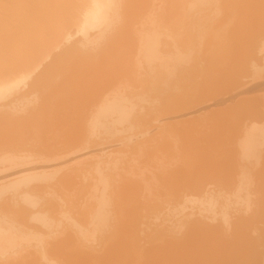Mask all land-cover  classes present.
Masks as SVG:
<instances>
[{
  "label": "bare ground",
  "instance_id": "bare-ground-1",
  "mask_svg": "<svg viewBox=\"0 0 264 264\" xmlns=\"http://www.w3.org/2000/svg\"><path fill=\"white\" fill-rule=\"evenodd\" d=\"M117 1L119 2L118 4L116 0H0V43L2 44V46L0 44V55H1L0 66L2 65V63L4 64L5 61L4 66L6 65L7 67H9L7 68L5 66L2 69L3 72L0 69L1 70L0 99L5 98L6 93L9 90H12V88H14V85H15V89L18 88L17 87L18 85L16 86V83L10 84L11 80L14 79L15 75H18L17 73H21L19 71L27 67L30 63L32 64L33 63L32 60H34L39 55L38 53L42 52L45 49H48V47H52L54 43L53 40L54 41L57 39L60 40V37L69 27L77 26L79 28L78 30L79 33L80 32L82 33V36H78L80 37L78 38V40L76 38L72 40V42L70 41L69 42L70 44L68 43V46L67 47L65 46L66 48H64V46L62 45L61 47L62 50L60 49L61 50L60 52L57 51V53L54 52V55L52 54L53 57L51 56L50 58L51 61L49 60L50 62L45 63L47 64L45 65V67L42 66L43 70L42 68L40 69L42 71L41 73H39V76L37 74L39 72L38 71L36 73L37 75H35L36 78L34 77L35 78L34 79L32 77L33 81L31 80L28 90L25 88L27 90L26 92L23 87L24 90L23 92L22 91L20 92V90L18 92L15 91L18 94H14L13 96L11 95L12 97L9 101L4 100L0 102L1 103L0 104V264H30L32 263V261L34 262L35 260L36 261L34 262V264L37 263L39 264V262L40 264H42L43 262L45 264H253L251 261H253L254 259L257 261L256 257L258 256L259 250L262 253L264 252L263 250L264 243L262 245L263 247L259 245L260 243H257L259 242L257 240L260 238V236L261 238H263L262 241L261 238L259 239L261 244L264 241V236H262V233H264L262 232L263 231L262 229H264L263 227L264 226L263 224L264 223L263 222L264 221L263 219L264 218V214H263L264 138L262 137L264 135V132H262L261 134L256 133L254 135L253 134L248 135L245 133L248 136L246 137L244 136L245 138L241 143L240 149L237 147L238 145L236 143L241 138L240 136L236 137L237 139L238 138L239 139L238 140L236 139L237 142L236 143L234 142L235 144L233 145H237L236 147L238 148L237 154L239 156L238 159L239 161L238 160L237 161L239 167L237 166L238 164L237 161L235 160L237 164V165L235 164L236 165L235 167L236 168L238 167L237 170L235 169V167H233V169L231 168V170H233L232 173H230L229 171L228 172L230 174L226 173L228 169L227 167L228 165H226L227 167L226 171H224V169L226 168L225 166L223 170H220V172L224 171V174H228L229 176H231V174H234L235 173L234 171H236L234 175L236 178L231 180V178L234 177L232 175L230 181H228L229 178L224 180L223 177L227 178L228 175H224L222 173L224 176L219 177L222 180L218 179V181L220 180V184L217 180H215V182L217 181L218 183V184L216 183V187L217 188L218 186L220 187L224 181H225L224 183L225 186H223L224 184H222V187H220V191L218 192L219 189L217 190L215 188L214 181L212 182L214 185H212L211 183L213 179L210 180L211 185L209 184L208 186L209 190H207L208 188L206 187L207 184H203L206 185L205 187L202 186V184H200L201 182H199V180L204 175V172L202 173L203 175L201 174V172L204 171L206 168L202 167L204 168V170H200L199 169L200 166L199 168H197L196 166L200 164L198 161L199 157H197L196 160L194 158L198 156L199 153H200L199 155H202L199 144L200 145L201 143H203V145L205 143L208 144V142H203L205 139H207V137L204 138L205 136L203 135L202 132L206 130L207 132L205 131L204 134L207 135L208 133L207 128L209 127L211 129V127L213 126V122L211 124V122L208 121V124L209 125L211 124L212 126L211 125L208 126V124L205 123L208 127H205L203 131H201V129L203 128L201 126L202 124L198 126L199 123L196 124L197 122L195 123L194 120L193 122H191L192 118L196 119V117L198 118L199 116L204 117L205 114L209 113V112L206 113V111H208L212 106H214L213 108H215V106L217 105L221 106L220 101L215 100L216 98H218L216 92L215 95L213 94L214 98H212L213 97L212 95L211 97L209 94L206 93L205 91L206 89L203 91L204 87H206L204 86L205 82L204 83L202 82L203 87L201 88L200 86H202V83L199 82H201L202 80L204 81L210 80L209 83L210 82L212 83L211 86L214 84L213 83L214 81L213 82L211 81L212 78L216 74H217L216 76L218 77V73H216L215 70L217 68L219 69L220 66L222 65L221 64L220 66H218L216 64H220V61H222L223 53L228 58V54L230 53V51L229 50L227 51V49L230 48L231 52L233 50L232 46L229 43L231 42V40L228 41L229 39H227L226 37L228 35L227 33H225V32H229L230 30L229 29L228 31H226L228 29L227 27H229V22L230 20L236 17L235 15L237 14L236 13L237 11L238 14H240L244 6L247 5L246 3L247 2L250 3L252 0L251 1L249 0L250 2L247 0H242L243 3L241 2V0L239 1L234 0L235 1L233 2L234 4L237 3L239 7L240 5H242L241 7L243 8L240 9L241 8L240 7L239 9H237V11L236 8L235 9L232 8L236 11L235 12L236 14H233L231 12L233 14V18L232 16H229V19L230 17L232 19L227 21V23L225 21V24L227 25H225V27L223 25L224 29L222 28V26L218 28V26L220 25V21L219 23L215 21L219 20L220 18L218 19V17L222 15V11H221L222 8H220L222 7L221 4L226 3L227 5L228 3L226 1L229 2L230 0H226L223 2L222 0H169V2L165 0L168 2V4L167 2L165 3L162 0L164 3L163 5L164 6L167 5L168 8L170 6L171 8H173L175 5L176 7L177 5L178 6L181 5L179 6V8L178 7L177 8L180 10L183 9L181 12H184V7L185 5L188 4L187 9L189 6L191 8L192 5L193 8L191 10L196 9L198 13H199L198 10H200V12L203 13V16H200L199 15L200 13L198 14L195 11L196 12L195 15L193 13L192 15L191 10L189 8L188 10H190V12L188 13L192 17L186 15L187 17L185 16V19L188 17L192 19H196L197 17L196 15H198V17H203L201 19V21H203L205 16V20L203 21L205 23L207 20L206 17L207 14L209 16L214 13V15L217 17L216 20L215 18H213V20H210V22L213 23L214 26H212L211 23L209 22L210 26H212L213 28L212 29L213 32L210 29L211 27L209 28L206 27L204 29L206 24H203L202 22V24L204 25L203 26L201 24V21H200L201 27L197 25L196 22H198L199 24V19H200L198 17H197L198 21L197 19L196 22L194 20L196 25L194 22H192V19H190V21L192 22L191 26L190 24L188 25L189 21L187 22V19L185 20V22H187V27L190 26V31L189 30L186 31L187 27L184 30L185 25L184 26L181 25L180 28V23L182 24L183 22L182 15L187 13H181L182 15L178 14L180 11L176 9V7H175L176 10L173 8L174 10L172 9L173 10L172 11L171 8H169L170 10H168L167 6H166V9L168 10L166 11L167 13L163 12V10L159 12L157 11V9L161 10L162 8L160 7L162 5V3H160L162 1L160 0H159L160 2L158 1L159 6H157V0H155V4L154 2L153 4H151L152 0L151 2L149 0L148 1L146 0L147 2H150L148 3V5L146 4L147 2L144 5H142L143 3L140 0L141 1L140 3H142L140 4V6L142 5L141 8L143 9L144 7V9H148L147 12H150L149 16H151V18L148 17L149 22H147V19L146 21H144L145 18L143 19V17H141L142 22L139 19L141 22L139 24V20H136L134 22L138 21V23H136L135 25L133 23V20H130V22L131 21L132 22L129 23L128 25H131L133 23L131 25L133 26V28L130 29L129 26L128 27L129 29L126 28L124 30H121L119 27L118 31L120 32H118L117 28H113L115 27L114 20L116 21L118 27V23H120L119 20H121V17H123L124 14L123 16L119 15L120 17L115 16V14L117 12L120 13V11L125 9L127 3L129 2L128 1L124 2L123 5L124 8H121L122 5L121 3L123 2H120L121 0L120 1L117 0ZM216 1H218L217 3L220 4V7L218 4L219 8H217L216 6L217 4ZM232 1L230 3L234 5ZM255 1H253L254 5H255ZM262 2H264V0ZM262 2H260L259 0V2L257 3L258 5H261L260 3ZM135 3L133 4L131 2L129 5L133 4L134 6L136 5ZM189 3L191 5H189ZM119 4L120 7L118 6ZM209 4L215 5V7L213 6V9L217 8L216 10L218 12L217 15L215 9L213 12V10H211L212 7L210 6L207 7L205 12L204 8ZM250 5L252 6L250 7L253 9L257 6L256 5L254 7L252 4ZM140 6H137L138 10ZM128 7L126 8L125 12L128 11ZM135 7L136 6H134V8ZM180 7H182V9ZM246 7H245L246 11L245 10L244 11L246 13L247 12L250 13L248 11L249 9L247 8L248 9L247 10ZM257 7H258V11L257 10L256 11L257 13H259L260 15L259 17L262 18L264 14H262L261 16V13L264 12V10H262L264 8L261 9L259 6ZM112 8L113 11L111 10ZM117 8L118 10H120L121 8L122 10L118 11ZM134 8L132 9L134 10ZM208 8H210V10ZM251 8H250L251 14H253V12L254 14L253 16L250 14V18L251 16L252 17L255 16L256 18L255 20H253L254 18H251L250 20L248 16L247 18L244 15L245 13L240 14V17L238 15V17H236L235 20H232L234 21V23L235 21L236 23L237 22L240 23L238 18L240 19L241 16L244 15L247 18L244 20V22L247 21L248 25H251V29L250 26H248L249 27L248 29V27L246 26L247 23H244L246 29L250 30L248 31L249 34L250 32H255L252 31L253 29L255 30V28L256 29L262 28V25L261 28L258 27L261 24L260 21L258 24L257 18L259 17H256L258 16L257 13H255L256 11H254ZM224 9H227V7H225ZM141 10L139 11L141 12ZM207 10L208 12L210 11L211 13L212 12L213 13L209 14L207 13ZM171 11L174 12L175 14L179 11L177 14L178 16L180 15V18L178 17L180 20H178L177 15H175L176 17H174ZM259 11L262 12L260 13ZM122 12L125 13L124 11ZM129 12L131 11L129 10ZM129 12H127V14ZM135 12L133 11L137 19V15H138L137 10H135ZM161 12H163L164 14L166 13V15L169 16L163 15L164 16L163 17ZM118 13L116 15H118ZM131 13H130V17H131ZM133 13L132 15H134ZM227 13L229 14V12ZM142 14H144V11L143 13L142 12L139 13L138 17H140V15ZM170 16L171 18L173 16L174 18H176V20H178V21L175 20L177 22L176 23L177 26L171 24V26L169 27L170 25L169 23L175 22L173 21L174 19L171 20ZM226 16L228 15L226 14ZM117 17L119 18V20ZM126 17L128 16L125 15L124 18ZM135 17L132 16L131 18L134 19ZM155 17H161L163 21H165L167 18L166 20L167 22H169L168 20L170 19V22L167 23V25L169 24L167 26L169 27V29L172 30L174 28V27L171 28L172 25L175 26V28H177L179 25L178 28L180 29L183 28L182 31L187 32V34L184 32L183 34L182 33L179 34L182 31L179 29L180 31L179 32L178 28L176 30L173 29L175 31L165 29L164 26L166 22L165 24L163 22L162 25L161 19H160L161 21L159 20L153 21L155 19L152 20V18ZM211 17H213V15L210 16L208 20ZM222 18L223 17H221V20ZM242 19H244L243 16ZM248 20H250L251 23ZM260 20L263 21V19ZM124 21H123L124 25L127 26L126 24L129 22V17L126 19V21H128L126 24ZM232 21L230 22V25L233 24L232 26H234V23ZM252 21L254 22L257 21L256 25L253 22L254 23L253 27H252ZM149 23H151V25ZM155 23L159 24L160 26L158 28H153L152 24L155 25L154 27L158 26ZM216 23L219 24V25L217 24L218 26L216 25L217 27L215 26ZM262 23H264V21ZM193 24L195 26L200 27V29L203 28V31L208 29L207 31H204L203 34H205V32L207 34L208 31H211L212 34H209L210 38L207 35V37L209 38L207 40L208 42L209 41L212 42V44L214 43L217 44L216 48H214L215 51L209 48L211 51H214L212 53L215 54V55L212 54L213 57H211V59L214 57L217 59L218 55L221 58H218L219 62L215 63V65L218 67L215 70L212 69L214 73H212L211 70V68H215V65L212 64V61L214 59L211 61V63L208 62V64L210 63V65L212 64L214 66L210 68V66L207 65L208 68L210 69L209 71L210 75H208L207 72L203 74V75L205 74L208 75V76L205 75L206 76V77L204 76L205 78L211 76L210 78H208V80L201 75L203 73L201 70H200L201 73L199 75L198 73H196V71H192L193 75L196 73L198 77L201 75L200 78H204L201 80L199 79L200 81H196L197 82L196 85L199 83V85H197V88L199 87L200 89L202 88L203 89L202 90L191 89L194 92L195 91L198 92L197 93L195 92L193 95H190L191 94L190 92L191 90H190L188 91L190 92V94L189 93L185 94L186 97L189 94L188 95L189 97L185 98V96H183L181 92L180 93L182 97H180L178 94L175 95V92L179 93L178 86L180 84L178 83L179 81L181 82V80L179 79L178 75H180V71H181L180 69L182 68L188 69V67H190L187 64L188 63L190 64V60L191 61L193 60L192 55L194 54L193 52L195 51L194 47L200 44L202 40L204 41V37L207 38L206 36L203 37L202 34L200 37L199 36L197 37L198 39H202L200 43H197L198 41L197 40L196 42L194 41V43L192 44L193 42L192 39L196 40V38L194 37H196L195 35H198V33L197 34L195 33L196 32L195 30L191 31L192 27H195ZM237 24L234 26L235 28L233 27H229V28H233L236 30V31L234 30L235 32H238L239 30H241V26L239 28V25H243V24L242 23L239 24L238 27ZM120 26L121 28L123 27L122 25ZM244 26L240 31L241 33L243 32V29L244 31L246 30ZM114 29H116L117 32ZM200 29L197 28V31L198 32L201 31ZM219 29L221 33H223L224 30L225 35L223 39L221 38L222 37L221 35L223 34H219L220 32L217 33ZM216 30H217L216 33L220 35L219 40L216 38L217 35L214 32ZM114 31H115V35L113 34ZM127 31L131 32L132 34L131 33L125 34ZM169 31L173 32L175 36L174 35L169 36L171 35ZM176 31H178L179 33H176ZM6 32H10V34L9 33L7 34ZM174 32L177 35L179 34L180 36L185 34L184 35L185 41L183 40L184 45L187 39L186 36L189 37L188 35L190 34V32H191L190 36L192 35V32L195 33V35H192L193 37L191 36V38L190 37L188 38L189 41L187 40L188 43H186L187 45L189 44L190 41H192L190 44L194 46V47L192 46L194 51L192 52L190 44L189 45L191 52L189 51L190 49L188 45L186 48V45L184 46L182 41L181 43L180 40L178 42V38L180 39V37L177 38V35ZM201 33L199 32V35ZM214 33L216 35L214 39L215 38L217 39L215 40V42L211 40V38L213 39ZM74 34H76V31H74ZM246 34L247 32H245L244 35ZM233 35L235 36L234 33ZM236 35L237 37L239 35L238 38L241 37V34H236ZM244 35L242 34V36ZM20 37L25 39L21 43L20 41L22 40L20 39ZM165 37L166 39L170 38V41L172 42H170L169 40L167 42ZM172 37L178 43L175 42L172 39ZM182 37L183 36H181V39H183ZM224 38L227 40H225ZM231 38H233V40H236V37L235 38L231 37ZM243 38L245 40V36L242 37V39ZM261 38H264V36ZM207 40L205 39L204 42L207 43L206 42ZM221 40L224 41L220 43ZM203 41L201 45L203 44ZM245 41L247 42L248 40ZM233 42L236 41H232L231 43ZM240 42L238 40V45ZM19 44L21 45L23 44V46L25 47L23 46L21 47ZM212 44L210 43V45ZM226 44L231 47L229 46L227 47ZM16 45H19L16 47L19 50H17L15 47L14 49L11 48L12 46H16ZM215 45H212L210 47L212 48ZM235 45L238 46L237 44ZM183 46L187 50L181 48ZM199 46L198 48H200V51L203 50V48L205 50L207 49L205 47L201 49L202 46L200 47ZM18 47H21L22 49ZM217 47L219 48L217 49ZM220 47H222V51ZM223 47H226V49ZM7 48H10L9 52ZM237 48L234 49L235 50L234 52L242 49L241 46ZM250 48L254 49V47L251 46ZM11 49L12 51L14 50V55L16 57L15 59L12 58L11 60H9L11 57H13L12 56L13 53ZM109 49L110 51H108ZM4 51L6 52L5 56H4L5 54ZM186 51H189V53H191L192 55H190ZM225 51L227 52L226 54ZM196 52L195 55H197ZM215 52L222 53V55L219 53H217L218 55H216ZM237 52L239 53V51ZM224 55L223 57L226 58V56ZM238 55L239 54L234 56L232 55L233 58L236 59L229 58L226 60L228 61L231 59L229 62L237 59L239 60L240 57ZM241 55L243 56V54ZM250 56L249 58H253ZM208 57L210 58V54L208 55ZM255 57H257V55ZM195 60L194 62H196ZM202 60L205 61V57ZM238 60L236 61V63H238L237 66L239 67ZM242 60H240L241 64H242L241 62ZM255 60L257 61V58ZM258 61H263V60L259 59ZM200 63L198 64L196 63V64L199 65ZM225 63L226 62L223 63L222 68L226 67V64L232 65L231 63L228 64V62L226 64ZM186 65L188 67H186ZM207 66L205 65L206 68ZM262 66L264 67V65ZM235 68L237 69V67ZM4 69H9V70L4 71ZM209 69H205V70L208 71ZM177 71H179L178 75H176ZM184 71L186 72V70ZM198 71L199 70H197V72ZM224 71L227 72L225 68ZM210 72L214 74L213 77ZM235 72L236 71H234V75ZM23 73L25 74V72ZM181 73H183L181 75L184 76V78H181L183 76L180 77L181 79H184L183 83H185V81L187 80H193L194 78V76L191 73L189 74V71H187V73L190 75L191 79L187 77L189 75L187 74L184 75L185 73L183 72V70ZM224 73L222 75H224ZM226 74L229 75V73ZM176 76L178 77V79L175 78ZM28 77L29 75L25 74L21 79H19L16 82L23 83V81H25ZM215 77L213 78L214 80L215 79L220 80L221 76L219 78H215ZM174 78L175 81L177 80L176 82L173 81ZM233 78H236V76H233ZM239 78H241L242 81L244 82L245 79H243L242 77ZM222 81H224V79H222ZM173 82L175 85L173 84ZM190 82L191 81H189V83ZM224 82L226 83V81ZM224 82L220 84H223ZM229 82L232 81L229 80L228 84ZM233 83L235 82L233 81ZM193 85H195V81ZM225 86H222V88ZM228 86L230 87V85ZM222 88L220 90L223 91L224 89ZM183 91H184L183 93H186L185 90ZM249 91L245 93H248ZM256 91L257 90H255V92ZM259 91H261L260 87H259ZM151 92L155 93V95L152 96L150 94ZM37 93L40 95V97L39 98L37 97V99L34 98L35 96L34 97L30 96L31 94L38 95ZM242 94L244 93H241V95ZM28 97H31V99L33 97L34 99L32 100L33 102L30 101ZM159 97H161L160 99H162L161 102H159L160 101ZM8 98L5 99L8 100ZM155 98L157 101L155 100ZM232 99H235V97L234 98L232 97ZM242 99H240L241 102ZM215 101H217L218 103ZM34 103L36 105H33L34 107L31 106ZM145 104L150 106L147 107L148 109L151 108V104L153 108L155 107V109L152 108L150 112H147V110L144 108ZM153 104L155 105L153 106ZM253 104L252 107H254ZM156 105L158 108L156 107ZM241 105L244 106V104L242 103L239 106ZM30 106L32 108H30ZM239 110H241L240 107ZM238 111L236 112L239 113ZM261 111L262 110H260V112ZM242 112L244 111L242 110ZM233 115H235V113ZM237 116H239V114ZM258 116L259 115H257V118ZM251 117L252 116L247 117L249 119H247L246 117L244 118H246L247 119L246 121H248L251 119ZM216 119L214 121H216ZM239 119H235V121ZM252 119L253 120L251 122L254 121V124L255 122L256 124L259 122V119L255 121L256 117L255 119L252 117ZM188 120L191 121L189 122ZM207 120H209V118ZM210 120L212 121L213 119ZM262 120H264L263 116H262ZM196 121H201V120H196ZM203 121L204 120H202V123ZM185 122H189L190 124L187 125ZM226 122H221L218 125ZM240 122L243 121L241 120ZM261 122L263 124V121ZM261 122L259 123V125L261 124ZM182 123H185L184 125L186 127L185 130L189 125H191V123H195L192 125L193 127L195 125L197 126V128H199L200 126L202 127V128L200 127L201 129L199 130L194 128V130L196 129L198 133L196 131L194 133V131L191 130L193 131L192 133H194L193 135L191 131L188 129L190 135L192 136L196 134L197 136L198 134L200 136L202 133L201 135V137L203 136L202 137L203 139H201L203 140L202 142H200L201 140H199L200 139L199 136L198 138L194 136L196 139L199 140V143L197 140H195V143L198 144V146L192 143V140H194L193 137L191 142L188 141L189 139L185 140V144L186 141H188L187 143L189 144V146L185 145L184 143L182 144L180 142H177V140L179 138L182 139L183 136H184L183 139H186L188 137V136L185 137L186 135L183 133L182 129H181L182 132H178L177 135L179 136L182 133L184 135H181V137L177 136L178 137L177 139L175 137L177 133L176 130L179 131L176 128L177 127L179 128V126ZM239 123L238 125L242 126L241 123L240 124ZM182 125L181 128L184 127V126L182 127ZM234 126H237V124H235ZM168 127L170 128L168 129ZM193 127L191 128L189 127V128L193 129ZM226 127L230 128V122L229 124L227 123ZM243 127H240L239 129H241L242 131ZM214 128H212V130ZM247 128L248 126L246 127V129ZM163 130L165 131L169 130V131L165 132ZM162 131L163 133H166V135H164ZM184 132L188 133L187 130ZM215 132H213L212 135ZM167 133L170 136L172 134L171 137L174 136L173 138L176 139V142L177 144H179V146L183 145L186 148L182 146L179 148L176 147L177 148L176 149L175 148L176 144L174 146L173 143H170L171 141L173 142L175 140L171 138L172 140L170 141V137L167 136ZM157 134H159V137L161 135L160 137L161 139L158 137ZM215 134H216L215 137H217L218 134L217 133ZM241 134L243 133L240 132V135ZM210 135H207L208 138L210 137ZM212 135H211V140L213 141L214 144L219 140H216L214 142L213 139L215 138H212L214 136ZM164 136H166V138ZM229 136L230 135H228V138ZM225 137H227V135ZM162 139L166 141L167 145L172 144V146H170L169 149L163 148L161 143L165 147L167 145L165 144V141H163ZM234 139L235 137L233 138V141ZM182 140L181 142H184V140L183 141ZM211 140H207L210 142V145L212 143ZM231 140L229 142H231ZM220 141H222V137L220 138ZM223 143L224 145H227L225 144V141H223ZM192 144L197 146V149H195L196 146L193 147L194 148L193 150H195L194 151L195 155L193 150H190L191 153L189 151L190 148L192 149V147H190L192 146ZM206 144L204 145V148H206ZM219 144L221 143L219 142ZM219 144L217 143V145ZM231 144L229 143L227 151L231 152L233 147L234 149L236 148L233 145L232 147ZM222 145L223 144H221V146ZM187 147L190 148L188 149ZM198 148L200 152H196L199 151ZM202 148L203 147H201V149ZM179 149L180 151H178ZM184 149H188L189 152ZM203 151L205 152V149H203ZM212 151L214 152L215 150ZM206 152L208 153V151ZM234 152L236 154V150H234ZM196 153L198 154L196 155ZM232 153L226 152L224 154L227 155L230 154V158H231ZM184 154H186L187 157ZM211 154L209 156H213V160L211 159L212 164L211 163L210 164L213 166H215V164L213 163H215L216 160L217 161L221 159L224 160V158L229 157L227 155H223L221 156L222 158L221 157L214 158L216 155L214 156V154L212 155ZM191 155L193 156L192 160L190 158ZM202 157H204V155H202ZM193 158L195 162L193 161ZM204 158H205L204 162L206 163L201 164V166L208 164V161H210L206 159V155ZM210 158L208 157V159ZM232 158L231 160L234 161V154ZM187 159H190L192 163H190V160ZM223 160L219 161V163L217 162L215 167H217L218 164L221 165ZM193 162L196 163L194 166L192 165L194 164ZM201 162H203V160ZM197 163L199 164L197 165ZM225 163L227 164L226 161ZM225 163L222 164L225 165ZM229 163L230 162H228V164ZM233 164L234 163H232L231 167L233 166ZM195 167L196 169H194ZM190 169L196 171L193 172ZM197 169L201 171L200 174L202 177L199 176L200 175L199 172L197 173ZM216 171L218 172L219 169ZM189 172L190 173L193 172L191 173L192 175ZM195 172L199 174L198 176L201 177L200 179L199 177H197L198 179L194 180L193 174ZM206 172L207 171L205 170V173ZM207 174H209V172L206 173V176ZM187 175L189 176L191 175V177L188 179L189 176L187 177ZM185 176L186 179L183 178ZM206 176H204L205 179H207L210 175L207 177ZM216 176H222V175L219 173V175L216 174ZM179 178H181V182H184L185 184L188 183L189 188L184 189L186 188L187 185L181 183ZM182 178L185 181L187 180V182H185ZM191 178L193 182L192 180L189 182H192L190 184L192 187L189 185L188 182V180H190ZM175 179H178V181ZM209 179L207 180L209 181ZM214 179H215V175H214ZM195 181L198 182V183L196 182V184H199V189L201 188L200 190L205 191V193L207 192L210 193V190L213 193V190L216 189L214 192L216 193L218 192L219 194L214 193L213 195L215 194L216 196L219 195L218 198L221 199V203L219 204L221 205L217 206L218 203H215V206L214 204H211V202H213L215 199L217 201L218 198L212 200V196L210 195L211 201H207L208 204L205 201L203 202V204L204 203L207 204V205L205 204L206 208L205 207L203 208H205L204 214H206L207 217L206 216L205 217L208 220L206 219V221L204 220L203 222L202 221L203 219L201 220L200 217L198 218L196 217L197 221L200 218V221L204 223L203 225V223H200L199 221V224L200 225L202 224L203 227L201 225L200 228V225L197 224L198 230H197V225L196 224L195 226L193 225L194 223H196L195 219H193L192 221L190 220L189 223V224L193 223L192 225L194 226L195 230L193 229V226L191 227L188 224V222L184 223L183 225L184 227H186L184 229L188 230L187 231L188 235L185 233V235L183 236H187V238L183 239L184 237H181L182 235L178 236L180 232H178L177 234V232L174 231V229L179 230V227L178 228L174 227V221L178 219V216L183 218V216L181 215L187 212V210L191 207V206L189 207L183 205V203H185L186 200L185 202L182 201L181 203L180 195H182V198H184L187 195L186 194L187 191L188 193L190 192L191 194L192 193L191 189L198 187L195 184ZM200 181H203V179ZM177 182H180L181 186H178L176 184ZM174 184H176L177 186ZM182 185H184V188L182 187ZM201 186L204 187L206 190ZM210 187H212V189ZM181 189L183 190V192ZM199 189L196 188L197 191H199ZM193 190L194 189H192V191ZM195 191H193L192 196L194 195L196 199L197 197L200 196L196 197ZM174 193L177 194L178 198L180 196V198L178 199L174 195ZM205 193L203 192V194ZM209 193H207V195ZM203 194L201 191V195H202L201 197L205 196ZM186 197L187 200H189L188 195ZM186 197L184 199H186ZM201 197L199 199H202ZM193 199L191 201H193ZM205 199L207 198L205 197ZM177 202L180 203L181 205L176 204ZM191 203H196V200H194V202ZM187 204L188 202H186V205ZM196 204L194 205L196 206ZM203 204L201 203L200 207L205 206ZM216 206L218 208H216ZM55 209H58L57 212ZM195 209L198 208L195 207ZM200 211L202 210H197L195 212L196 214H198ZM190 212L188 211L187 213H185V216L191 214ZM259 212L262 213L261 216H258L260 215ZM255 215H257L256 219L254 217ZM150 217L151 218L154 217L155 219L153 218V220H150L149 219ZM205 217L202 216V218ZM218 217L220 218V220ZM253 217L255 221H253ZM258 217L259 219H257ZM260 217H262L261 219L263 223H261ZM185 218H183V220ZM207 221L211 222V224H209ZM219 221L221 222L220 224H218ZM215 222H217L218 226L216 225ZM33 223L34 225L30 226ZM252 223L254 225H252ZM257 223L260 224V226H262L260 229L257 227L258 225L255 226V224ZM214 224L216 227H214ZM35 225L36 226L40 225V226L34 227ZM66 231L72 232L73 235L71 236L69 235L68 237L65 236L64 237L65 239L63 238V240L62 239L59 240L61 236L65 234ZM175 233L177 234V236ZM181 234H183V232ZM173 238H175L174 239L175 242L177 240L179 243H185L186 241L187 242L185 245H183L184 247H182L181 246L182 244L179 245L177 242L175 243L173 241ZM259 246L261 247L258 248ZM179 247L182 249H180ZM263 255L264 253L262 254V256ZM180 259L182 260L184 259V262L182 263ZM37 260L39 262H37ZM258 261L260 264V260ZM263 263L264 261L261 262V264Z\"/></svg>",
  "mask_w": 264,
  "mask_h": 264
},
{
  "label": "rangeland",
  "instance_id": "rangeland-1",
  "mask_svg": "<svg viewBox=\"0 0 264 264\" xmlns=\"http://www.w3.org/2000/svg\"><path fill=\"white\" fill-rule=\"evenodd\" d=\"M119 1H120V0H119ZM126 1L129 2V3H127L126 8H127L128 6H129V7H128V11L125 12L126 8L123 9V10H122L121 8H124L123 5H124V2H126ZM141 1H142L143 4L140 3ZM141 1H140V0H138V1H136V0H133V1H132V0H121L120 2H123V3H121L122 5H121L120 10L124 11L126 14L123 13L122 11L118 10V8L120 7V4H119V5H118L119 7L117 8V10L120 11V13H121V12H122V13L120 14V13H118V12L114 9V10L118 13V15H116V14H117V13H116L115 16L120 17L119 15H122V16H123V14H124V16L121 17V20H119V18L117 17L118 20H119V22H120V23H118V27H117V23H116V21L114 20V22H115V25H114V26H115V27H113V28H117V31H118V30H119V27H120L121 30H124V29H126V28H128V27L130 26V29H131V28H133V26H131L133 23H134L135 25H136V23H138V21H137V22H134V21L139 20V19L141 20V19H142L141 17H143V19L145 18L144 21H146V19H147V22H149L148 19L151 18V16H149L150 12H147L148 9H144V7H143V9L141 8V6L144 5L148 0H147V1H146V0H144V1L141 0ZM149 1L151 2V0H149ZM158 1H159V0H157V6H159V2L162 1V0H160L159 2H158ZM163 1H164L165 3H166L167 1L169 2V0H167V1L163 0ZM163 1L160 2V3H162V5L160 6V7H162L161 10H160V9H157V11H159V12L162 11V10H163V12H166V11L170 10L169 8H171V6L168 8V6L166 5L167 8H168V10H167V9H166V6L163 5V4H164ZM223 1H226V0H222V2H223ZM231 1H232V0H230L229 2L226 1V2L228 3V4H227L228 6L226 5V3H225V4L222 3V4H221L222 7H220V4L217 3L218 1H216L217 4L214 2V3L216 4L217 8H219V7L222 8L221 11H222V15H223V16L220 15V14H221V11H220V14H218V15H220V17H218V19L220 18L219 20H216L217 17H216V16L214 15V13H213V12H214V9H215L216 15H217V13H218V12L216 11L217 8H214V9H213V6L215 7L214 4H212V5L209 4V5H207L206 7L204 6L205 8H204V7H203V8L205 9V12H206L207 7H209V6L212 7L211 10H213V12H212L213 14H212L210 11L208 12V10H207V13H209V14L211 13V14L213 15V17H211L212 19L210 18V19L208 20V18H209L210 16H212V15H209V16H208V14L206 13V14H207V16H206V17H207V20H206V22L204 23L203 21L205 20V16H204L203 21H201V19H202L203 17H198V15H196L198 18H200V19H199V24H198V22H196V19H197L196 16H195L196 19L189 18L191 15H189L188 12H190V10L193 8L192 5H191L190 3H189V5H191V8H190V6L188 7V9L190 8V10L187 9V5H188V4H187V5H185V7H184V12H181V11L183 10L182 7H183L184 5H183L182 7H180L182 10L178 9L179 6H181V5H179V6L177 5L178 8H177L176 5H175L173 8L175 9V7H176V9H178V10L180 11V12L178 11L179 13L177 12L178 14H181V13H187V14H184V15L181 14L182 17H183V22H184V23H183V22H182V24L180 23V28H181V25H182V26L185 25V26H184V27H185L184 30H185L186 27H187V22H188V21L191 22L190 19H192V22H194V20H195V22L197 23V25H199L200 27H201V25H200V21H201V24H202V22H203V24H206L207 26L205 25L204 29H205L206 27H207V28L211 27V28H210L211 31H212V29H213L212 26H214V25H213V23L210 22V20H213V18H215V20H216L215 22H218V23H219V21H220V25H219L218 23H216L215 26L218 24V25H219V26L217 25L218 28H220V27L222 26V28L224 29L225 25H227V24H225V21H226V23H227V21H229L230 19H232V18H233V14H236V13H237L235 16L238 17V15H239V17H240V14L245 13L244 15H245L246 17L248 16V17L250 18V14H251L250 8L252 7L250 4H252L254 7L257 5V6H259L261 9L264 8V2H262L263 0H262V1L260 0V2H262V3H260L261 5H258V3H257V2H259V0H256L257 2H256L255 0H252V1L250 0L252 3H251L249 0H247V1H249L250 3H248V2L246 1V2H247L246 4H247L248 6H247V5H245V6L243 5L244 8L241 7L242 5H240V7H241V8H240V7L238 6L237 3L234 4V3H233V2H235L234 0L232 1V3H233L234 5H232V4L230 3ZM238 1H239V0H238ZM253 1H255V5L253 4V3H254ZM116 2H117V4L119 3L117 0H116ZM131 2H132L133 4L136 2V3H135L136 5H134V6H136V7H137V6H140V4H142V5L139 7V10L142 9L141 12L143 13V11H144V14H142V15H145V16L140 15V17H138L139 13H141V12L138 10V7H137V9H136V7L134 8L133 4H132V5H129ZM150 2H147L146 4L148 5V3H150ZM153 2H154V4H155V0H154V1L152 0L151 4H153ZM168 2H167V4H168ZM236 2H237V1H236ZM241 2L243 3L242 0H241ZM187 3H188V2H187ZM220 3H221V1H220ZM229 3H230V6H229ZM239 3H240V2H239ZM256 3H257V4H256ZM218 4H219V7H218ZM113 5H114V3H113ZM125 5H126V4H125ZM223 5H224V6H223ZM234 6H235V7H234ZM246 6H247V7H246ZM250 6H251V7H250ZM257 6H256L254 9H253V8H251V9H253L254 11H256V10L258 11V7H257ZM112 7H113V6H112ZM115 7H116V6H115ZM163 7H164V9H166V10H164ZM225 7H227V9H224ZM237 7H238V8H237ZM245 7H246V9H247V8L249 9V10H248V9H247V10H248L250 13H248V12L246 13V12H245V11H246V10H245ZM113 8H114V7H113ZM113 8L111 9L112 11H113ZM129 8H130V9H129ZM132 8H134V10H133ZM158 8H159V7H158ZM173 8H171V10H172ZM185 8H186V10H185ZM229 8L231 9V11H230ZM232 8H234V9L236 8V11H237V9H239V8H240V9L243 8V10H241L242 12H240V14H238V11L236 12V11H235L234 9H232ZM260 8H259V9H260ZM174 9H173V10H174ZM176 9H175V10H176ZM208 9L210 10V8H208ZM223 9H224V10H223ZM129 10H130L132 13H133V11L135 12V10H137V14H138V15L136 14V15H137V19H136V17H135V13H136V12L133 13L134 15H132V13L129 12ZM173 10H172V11H173ZM187 10H188V11H187ZM226 10H227V11H226ZM228 10H229V11H228ZM233 10H234V11H233ZM244 10H245V11H244ZM253 10H252V11H253ZM262 10H264V9H262ZM138 11H139V12H138ZM145 11H146V12H145ZM151 11H154V10H151ZM155 11H156V10H155ZM172 11H171V13H172V15H174V17H176L175 15H177V18H178V17L180 18V15L178 16L177 13L175 14V13L172 12ZM185 11H186V12H185ZM195 11L197 12L196 9H195V10H194V9L191 10V14L193 13V14L195 15V13H196ZM198 11H199L200 14H199L198 12H197V13H198L200 16H203V13H201L200 10H198ZM257 11H256L255 13H257ZM127 12H129V13L127 14ZM163 12H161V13H162V16H163V15H164V16H169V15H166L167 12H166L165 14H164ZM227 12H229V14H228ZM231 12H232L233 14H232ZM235 12H236V13H235ZM259 12H260V11H259ZM261 12H262V11H261ZM261 12H260V13H261ZM130 13H131V17H132V16L135 17L134 19L130 17ZM151 13H152V12H151ZM153 13H154V12H153ZM159 14H160V13H159ZM159 14H158V15H159ZM193 14H192V15H193ZM201 14H202V15H201ZM224 14H225V15H224ZM226 14H227L228 16H226ZM246 14H248V15H246ZM253 14H254V12H253ZM253 14H251V15L253 16ZM262 14H264V12L261 13V16H262ZM125 15L129 17V22L126 21V19H127L128 17L124 18ZM186 15H189V17H188L189 20H188V18H186V19H187V22H185V20H186V19H185V16H186ZM244 15H242L244 19H242V16H241V18H240L242 21L238 18V20L240 21V23L237 22V23H238V24H237L236 21H235V23L237 24V27H238L239 24H241V23L243 24V25H239V28H240V26H241V30H242L243 26L245 25L244 23H247V21L244 22V20L247 19L248 17L246 18ZM257 15H258V16H256V17H259V16H260L259 13H257ZM164 16H163V17H164ZM214 16H215V17H214ZM225 16H226V17H225ZM229 16H232V18L230 17V19H229ZM252 16H251V18H254L253 20H255V19H256L255 16H254V17H252ZM148 17H149V18H148ZM174 17L172 16V18H171V16H170L171 20L174 19L173 21H175L176 18H174ZM186 17H187V16H186ZM191 17H192V16H191ZM195 17H193V18H195ZM221 17L224 18V20H223V18H222L223 21L221 20ZM227 17H228V18H227ZM236 17H235V18H236ZM263 17H264V15H263ZM263 17H262V18L259 17V18H260V19H263V21H264V18H263ZM114 18H115V17H114ZM122 18H123L125 21H124ZM165 18H166V17H165ZM179 18H178V20H180ZM235 18L232 19V20H235ZM251 18H250V20H251ZM259 18H257V20H258V24H259V21H260L261 24H260V26H258V24H257V26H258L259 28H261V25H262V28H261V29H256V28L254 27L255 30L253 29L252 31H255V32H250V34L248 33V31H250V30H247V29H246V26H247V27L250 26V29H251V25H248V23H247L246 26H244L245 29L247 30V31H246V30L244 31V29H243V32H244V33H243V32L241 33V32H240L241 30H239L238 32H235L236 30L233 29V28H235L234 26H235L236 24L234 23V21L230 20V22L232 21V22L234 23V26H232L233 24L230 25V22H229V27H233V28H229V27H227V28H228L227 30H226V28H225L226 31H228V30L230 29L229 32H225V33H227V35H228V36H226L227 39H229L228 41L231 40V42H232V41H236V42H237V43H236V42H233V43L229 42L230 45H231L232 48H233L232 52L235 53V54H233V53L231 52L230 48L227 49V51H228V50L230 51V53L228 54V58H227L226 55H224V53H223V55L226 56V58L223 57L222 53L217 52V53H219V54L222 55V58H223V59H222V61H220V64H216V65H218V66H220L221 64L223 65L224 62H226V63L228 62V64L231 63L232 65H233V64H234V65H233V66H232V65H227V64L225 63V64H226V67H223V68H222V65H221L219 69L217 68L218 66H216L215 63H218V62H219V59H218V58H221V57L215 52L216 55H218V58L216 59V58L214 57V58L211 59V57H213V56H212V54H213L212 52L215 51L214 48H216V46H217L216 43L212 44V42L209 41L212 45H215V44H216L215 46H213V47L211 48L210 46H212V45H210V43H209L208 40H207V39L210 38V37H209V36H210L209 34H212L211 31H208V32H210V33L207 32V34H206V32H205V34H203L204 31H207L208 29H206V30L203 31V28L200 29V27L195 26L196 23L194 22L195 25H194V24H193V25H194L195 27H192V30H191V31L195 30V31H196L195 33H196V34L198 33V35H195V33L192 32V35H195V36H196V37H194V38H196V40L192 39L193 42L190 41L189 44H190L191 42H192V44H193L194 41L196 42L197 40L199 41V42L197 41V43H200V41H201L202 39H198L197 37H198V36L200 37L202 34H203V35H202L203 37H204V36L207 37V35H208L209 38H208V37H207V38L204 37V41H205V39H206V40H207V41H206L207 43H205V42L202 40V41H203V44L201 45V43H202V41H201L200 44H198V45L195 46L196 48H195L193 45L190 44V45H191L192 52H193L194 49H195V51L193 52V53H194V54H193L194 56H193L191 53H189V51L191 52V49H190V45L187 44L190 50H189V51H186V52H188L190 55H192V59H193L192 61L190 60V64L188 63L187 65H189V66L192 67L193 69L190 68V67H188V66L186 65V67H188V69H187V68H186V69H185V68H184V69L182 68V69H180L181 71L179 70V71H180V75H178V74H179V73H178L179 71H177V74H176V75H178L179 79L181 80V82L179 81V83H178V84H180L181 86H180V85L178 86V92H179V93H176V92H175V95L178 94L180 97H182V95L185 96V94H187V93L190 94V92H191L190 95H193L195 92H196V93L198 92V91H195V92H194L193 90H194V89H195V90L200 89L201 87H203V83L205 82V83H204V86H206V87H204V89L202 88L203 91L206 89V90H205L206 93L209 94L210 96H211V95L213 96V94L215 95V92H216V95H217L218 98L220 99V100H219L218 98L215 97V98H216L215 100L220 101L221 106H220V105H217V106H215V108H213L214 106H212L208 111H206V113H207V112H209V113L205 114L204 117L199 116L198 118L196 117V119H193V118H192V119H191L192 121L190 120L191 122H193V120H194L195 123L197 122L196 124L199 123L198 126L202 124L201 126H202L203 128L200 126L202 129H201L200 127L197 128L196 125H195L196 127H195V126L193 127L192 125L195 124V123H191V125H189V126L187 127V129H186V130L188 131V133H185V132H184V131H186V130H185L186 127L184 126L185 123H186L187 125L190 124V123H189L190 121L188 120L189 122L182 123L183 125L181 124L182 127L184 126V127H183L184 129L181 128V125H180V126L178 125L179 128L177 127L176 129H178L179 131L176 130L177 133H176V136H175L176 139H177L179 136L181 137V135H184V134L186 135L185 137L188 136L186 139H183L184 136L182 137V139L184 140V142H181V140H182L181 138L178 139L179 141L177 140V142H180V143H182V144H183V143L185 144V140H188V139H189L188 141L191 142V140H192L193 138H194V140H192V143L196 144V143H195V140H197L198 143H199V140L203 139V138H202L203 136L201 137L202 133H203V135L205 136L204 138L207 137V139H205L204 141L201 140L200 142H202V141H203V142H208L209 146H208V144H206V143H205V144H206V148H204V145H205V144L203 145V143H201V145H203V146H201L200 144H199V146H200L201 154L204 155V157H205V155H206V159H207V160H210V161H208V164H206V165H204V166H201V164H205V163H206V162H204V161H205V158L202 157V155H199L200 153H199V154L196 153V155L198 154V156H196V157H194V158H195V160H196L197 157L200 158V160H199V158H198V161H199L200 164L197 163V165L199 164L198 166H196L197 168H199V166H200V168H199L200 170H204V168H206V169H205V170L207 171L206 173L209 172V174H207V176H209V175H210V176H209L207 179H209V178H211V177H213V178L209 179V181H208V180L205 179V177H204V176H206L205 170L201 172V171L198 170V169H197V173L199 172V174H200V172H201V174H202V173L204 172V175L202 174L204 178L201 176V174L199 175V174H197L196 172L194 173L196 178L194 177V174H193V178H194V180H196V179H198L197 177L201 176L202 178L199 177V179L201 178L200 180L203 179V181H200V180H199V182H201L200 184H202V186H204V187H205L206 185H203V184H207L206 187H208L209 184L211 185V183L214 181L215 188H216L217 190L219 189L218 192L220 191V187H222V184L225 183L224 180H226V179L229 178L228 181H230V178L232 177V175L234 176L235 173H236V171H234V172H235L234 174H231V176L228 175V174L232 173V171H233V170H231V168L233 169V167H235V166L238 164L239 156H238V154H237V153H238L237 150H238V148L240 149V147H241V143H242L243 139H244L246 136H248L249 134H250V135H251V134L254 135V134H256V133H258V134L260 133V134H261L262 132H264V120H262V116H263V119H264V88H262V87H264V77H263V75H264V73H263V72H264V67L262 66V65H264V38H261V37L264 36V35H263V34H264V26H263L264 23H262L263 21L260 20ZM153 19H155V20H153ZM160 19L162 20V25H163V22H164V24H165V22H166V24H165L166 27H167L169 24H170L169 27L171 26V24L177 26V24H176L177 22H176V21H178V20H176L175 22L171 21V22H173V23H169V22H170V19H169V18H168V19H169V20H168L169 22L166 21L167 18H166L165 21H163V19H162L161 17H155V18H152L153 21H156V20L161 21ZM225 19H226V20H225ZM130 20H133V23H132L131 25H128L129 23L132 22V21L130 22ZM140 20H139V24L142 22V20H141V22H140ZM150 20H151V19H150ZM236 20H237V19H236ZM250 20H248V21L251 23ZM123 21L125 22V24L128 22V23L126 24L127 26L124 25ZM181 21H182V18H181ZM181 21H180V22H181ZM197 21H198V19H197ZM207 21H208V22H207ZM221 21H222V23H221ZM261 21H262V22H261ZM189 22H188V25L190 24V26H191L192 22H191V23H189ZM209 22L211 23L212 26H210V23H209ZM212 22H214V21H212ZM253 22H254V21H252V27H253V24H254V23H255V25H256V22H257V21L254 22V23H253ZM167 23H169V24L167 25ZM208 23H209V24H208ZM223 23H224V24H223ZM7 24H8V23H7ZM55 24H56V21H55ZM55 24H54V25H55ZM149 24L151 25V23H149ZM155 24L158 25V26L154 27L155 25L152 24L153 28H158V27L160 26V25L157 24V23H155ZM203 24H202V25H203ZM221 24H222V25H221ZM120 25H122L123 27L121 28ZM137 25H138V24H137ZM173 25H172L171 28L174 27L173 29H175V30L179 27V25H178V27L175 28V26H173ZM223 25H224V27H223ZM78 26H79V25H78ZM165 26H164L165 29L171 30V29H169V27L166 28ZM190 26L187 27L186 31H187V30L190 31ZM203 26H204V25H203ZM217 26H216V27H217ZM9 27H10V26H9ZM111 27H112V26H111ZM134 28H135V26H134ZM180 28H178V31H179ZM188 28H189V29H188ZM197 28L201 30V31H199L200 33L203 31L200 35H199V32L197 31ZM214 28H215V27H214ZM239 28H238V29H239ZM128 29H129V28H128ZM173 29H172V30H173ZM182 29H183V28H182ZM182 29H180V30L182 31ZM248 29H249V27H248ZM78 30H79V28H78L77 26H75V27H69V28L64 32V34L60 37V40H59V39H57L58 41H57V40H55V41L53 40L54 43H53V46H52V47H48V49H45V50H43L42 52L38 53L39 55H38L34 60H32L33 63H32V64L30 63V64H31V65L29 64L30 66L28 65V66L25 67L24 69L20 70L19 72H21L22 74H21V73H17L18 75H15L14 79L11 80L10 84H12V83L15 84V83H16V86L18 85V86H17L18 88L15 89V85H14V88H12V90H9V91L6 93L5 98H8V97H9L8 100L5 99V98H3V99H0V102H2V101H4V100L9 101V100L11 99V97H12L14 94H18V93H16V92H18L19 90H20V92H21V91L23 92L24 90H25V92H26V91L29 89V86H30V83H31L32 77H33V78H34V77L36 78L35 75H37V74H38V76H39V73H41V71L43 70L42 66L45 67V65H47V64H45V63L51 61L50 58H51L52 54L54 55V52L57 53V51L60 52V51L62 50V48H61L62 45L64 46V48H66V47L68 46V43H69L70 41L72 42V40H74V39H76V38H77V40H78V38H80V37H78V36H82V33H81V32L79 33ZM114 30L116 31V29H114ZM172 30H171V31H172ZM175 30H173V31H175ZM231 30H232V31H231ZM234 30H235V31H234ZM72 31H73V32H72ZM74 31H76V34H74ZM115 31L113 32L114 35H115ZM117 31H116V32H117ZM171 31H169L170 34H171V35H169V36H173V35H174L173 32H171ZM178 31H176V33H179V32H180V31H179V32H178ZM118 32H120V31H118ZM127 32H129V31H127ZM127 32H126L125 34H130V33H131V32H129V33H127ZM169 32H168V33H169ZM183 32H184V31L180 32L179 34H181V33L183 34ZM212 32H213V31H212ZM214 32L216 33L217 30L214 31ZM219 32H220V29L218 30L217 33H219ZM230 32H231V33H230ZM245 32H247L246 35H244ZM261 32H262V33H261ZM4 33H5V32H4ZM6 33H7V34H8V33L10 34V32H6ZM174 33H175V32H174ZM176 33H175V34H176ZM184 33L187 34V32H184ZM215 33L213 34V39L211 38V40H212L213 42H215V40H217V39H218V40L220 39V35H219V34H223V35H221V36H222V37H221L222 39H223V37H224V35H225V34H224V30H223V33H221V32H220L219 34L216 33L217 36L215 35ZM233 33L235 34V36L233 35ZM116 34H117V33H116ZM131 34H132V33H131ZM179 34H178V35L176 34V35H177V38L180 37V39L178 38V42H179V40H180V43H181V41H182V43H183L184 35H185V34H184V35H181V36H183V37H182L183 39H181V36H180ZM190 34H191V32H190ZM190 34H189L188 36L191 38L192 35L190 36ZM229 34H231V35H229ZM236 34H241V37L238 38L239 35H238V37H237ZM242 34L245 36V40H248L247 42L244 40V38L242 39V37H244V36H242ZM259 34H260V35H259ZM70 35H71V36H70ZM218 35H219V37H218ZM251 35H253V36H251ZM255 35H256V36H255ZM258 35H259V36H258ZM262 35H263V36H262ZM174 36H175V35H174ZM215 36H216L217 39H216V38L214 39ZM257 36H258V37H257ZM71 37H72V38H71ZM189 37L186 36V38H187V39H186V43H188L187 40H188ZM192 37H193V36H192ZM229 37H230V38H231V37H234V38L236 37V40H233V38L230 39ZM174 38H175V37H174ZM177 38H176V39H177ZM237 38H238V39H237ZM259 38H260V39H259ZM20 39L22 40V41H20V43L23 42V41L25 40V39L22 38V37H20ZM66 39H68V40H66ZM165 39H166V37H165ZM165 39H164V41H165ZM172 39H173V37H172ZM172 39H171V40H172ZM224 39H225V38H224ZM227 39H225V40H227ZM240 39H241L242 41H241ZM254 39H255V40H254ZM1 40H2V39H1ZM166 40H167V42H168V40L170 41V38H168V39H166ZM173 40L175 41V39H173ZM238 40H239V42L241 41L243 44L240 42L239 45H238ZM250 40H252V41H250ZM259 40H260V42H259ZM2 41H3V40H2ZM2 41H1V42H2ZM184 41H185V40H184ZM188 41H189V40H188ZM223 41H224V40H221L220 43L223 42ZM256 41H257V42H256ZM261 41H262V42H261ZM13 42H14V41H13ZM56 42H57V43H56ZM170 42H172V41H170ZM170 42H169V43H170ZM175 42H177V41H175ZM178 42H177V43H178ZM216 42H217V41H216ZM226 42H227V41H226ZM250 42H251V43L253 42V43L251 44ZM66 43H67V45H66ZM173 43H174V42H173ZM186 43H185V45H186ZM204 43H205V46H204ZM227 43H228V42H227ZM229 43H228V44H229ZM254 43H255V44H254ZM261 43H262V44H261ZM0 44H1V43H0ZM64 44H65V45H64ZM69 44H70V43H69ZM207 44H208V46H207ZM223 44H224V43H223ZM233 44H234V45H233ZM235 44H237L238 46H236ZM250 44H251V45H250ZM257 44H259V45H257ZM260 44H261L262 46H261ZM19 45H20L21 47L23 46V44H22V45L19 44ZM19 45L12 46L11 48L14 49V47L16 48V47L19 46ZM24 45H25V43H24ZM173 45H174V44H173ZM183 45H184V43H183ZM185 45H184V46H185ZM187 45H186V48H187ZM194 45H195V44H194ZM199 45L202 46L201 49H202L203 47H205V48H207V49L205 50V49L203 48V50H201V51H202V52H201V51H200V48H198ZM253 45H254V46H253ZM1 46H2V44H1ZM50 46H51V44H50ZM65 46H66V47H65ZM181 46H182V45H181ZM184 46L181 47V48L187 50L186 48H184ZM192 46L194 47V49H193ZM200 46H199V47H200ZM206 46H207V47H206ZM219 46H220V45H219ZM223 46H224V45H223ZM226 46L228 47L229 45L226 44ZM231 46H229V47H231ZM240 46H241V48H242V49H240V50H241L243 53H242L240 50H237V51H239V53H238L237 51L234 52V51H235L234 49L237 48V47H240ZM246 46H247V47H246ZM250 46H251V47H254V49L250 48ZM21 47H18V48H21ZM23 47H25V46H23ZM234 47H235V48H234ZM244 47H246V48H244ZM261 47H263V48H261ZM209 48H210L211 50H214V51H211ZM218 48H219V47H217V49H218ZM220 48H221V51H222V47H220ZM223 48L226 49V47H223ZM232 48H231V49H232ZM257 48H259V49H257ZM9 49H10V48H7L8 52H9ZM12 49H11V51H12ZM16 49H17V48H16ZM16 49H15V50H16ZM21 49H22V48H21ZM60 49H61V50H60ZM165 49H166V48H165ZM183 49H182V50H183ZM198 49H199V50H198ZM217 49H216V50H217ZM237 49H238V48H237ZM248 49H249V50H252V51H249ZM260 49H261V50H260ZM17 50H19V49H17ZM196 50H197V52H196ZM209 50L211 51V53H210ZM243 50H244V51H243ZM247 50H248V51H247ZM5 51H6V50H5ZM5 51H4L5 54L2 53V54H4V56L6 55V52H5ZM108 51H110V49H109ZM199 51H200L201 53H200ZM203 51H205V52H203ZM206 51H207V52H206ZM208 51H209V53H208ZM218 51H219V50H218ZM256 51H257V52H256ZM2 52H3V51H2ZM8 52H7V53H8ZM15 52H16V51H15ZM184 52H185V51H184ZM195 52H196L197 55H195ZM198 52H199L200 54H199ZM223 52H224V49H223ZM253 52H254V53H253ZM10 53H11V52H10ZM12 53H13V55H12V54H11V55H12L13 57H11L10 59L8 58L9 60H11L12 58L15 59V57H16V56L14 55V50L12 51ZM188 53H186V54H188ZM205 53H206V54H205ZM207 53H208V54H207ZM226 53H227V52L225 51V54H226ZM231 53H232V54H231ZM236 53L239 54L238 56L240 57L239 60L237 59V60L239 61V67L237 66L238 63H236L237 60H233V59H236V58H233L234 55H237ZM244 53H245V54H244ZM249 53H250V54H249ZM15 54H16V53H15ZM204 54H205V55H204ZM209 54H210V58L208 57ZM241 54H243V56H244L245 59L243 58V56H242ZM252 54H253V55H252ZM262 54H263V55H262ZM206 55H207V57H206ZM213 55H215V54H213ZM230 55H231V57H230ZM232 55H233V56H232ZM240 55L242 56V59H244V60L241 59V56H240ZM250 55H251V56H250ZM256 55H257V57H255ZM261 55L263 56V58H262ZM0 56H1V55H0ZM195 56H196V57H195ZM197 56H198V57H197ZM200 56H201V57H200ZM203 56L205 57V61L202 60V59H204ZM249 56H250V57H253V58H249ZM2 57H3V56H2ZM6 57H8V56H6ZM52 57H53V56H52ZM189 57H191V56H189ZM193 57H194V58H193ZM216 57H217V56H216ZM254 57H255V58H254ZM4 58H5V57H4ZM195 58H196V60H195ZM197 58H200V59H197ZM208 58H209V59H208ZM229 58H233V59H232L233 61L229 62L231 59L228 60V61L226 60V59H229ZM256 58H257V61L255 60ZM258 58H259L260 60H263V61H258V60H259ZM261 58H262V59H261ZM5 59H6V58H5ZM213 59H214V60H213ZM224 59H225L226 61H225ZM249 59H251V60H249ZM253 59H254V60H253ZM0 60H1V59H0ZM49 60H50V61H49ZM194 60H195L196 62H194ZM201 60H202L203 62H202ZM208 60H209V61H208ZM212 60H213V61H212ZM215 60H217V61H215ZM223 60H224V61H223ZM240 60H242V61H241L242 64L240 63ZM197 61H198V62H197ZM199 61H200L201 63H200ZM211 61H212V64L215 65V68H211V67L213 66L212 64L210 65ZM191 62H192V65H191ZM208 62H210V63L208 64ZM221 62H222V63H221ZM247 62H248V63H247ZM252 62H253V63H252ZM254 62H255V63H254ZM259 62H261V63H259ZM262 62H263V63H262ZM193 63H194V65H193ZM196 63H197V64L200 63V64L197 65ZM202 63H203V64H202ZM206 63H207V64H206ZM235 63H236V64H235ZM256 63H258V64H256ZM0 64H1V62H0ZM4 64H5V61H4ZM4 64L2 63V65L0 66V69H1V70L6 66V65L4 66ZM43 64H44V65H43ZM204 64H205L206 66L209 65L210 68H211V70H212V69L215 70V69L217 68L215 71H216V73H218V77L216 76L217 74H216V75L212 74V73H214L213 70H212V73L210 72V73L212 74V77H213V75H214V77L216 76L215 78H219V77L221 76V77H220V80H219V79H218V80H216V79L214 80V79H213L214 77L212 78L211 81H212V82L214 81V82H213V83H214L213 85H215V86L212 85L213 87L211 86L212 83H211V82L209 83L210 80H208V78H210L211 76L205 78L206 76L210 75V74H209L210 69L208 68V66H207V68H206ZM225 64H224V65H225ZM259 64H260V65H259ZM248 65H249V67H248ZM256 65H257L258 67H257ZM2 66H3V67H2ZM194 66H196V67H194ZM231 66H232V67H231ZM259 66H260V67H259ZM1 67H2V68H1ZM6 67H7V66H6ZM197 67H198V68H197ZM200 67H201V68H200ZM202 67H203V68H202ZM213 67H214V66H213ZM233 67H234V68H233ZM235 67H237V69H236ZM7 68H9V67H7ZM41 68H42V70H40ZM194 68L197 69V70H199V71L197 72V70H195ZM221 68H222V69H221ZM224 68H225V70H226L227 72L224 71ZM228 68H229L230 70H229ZM231 68H232V69H231ZM243 68H244V69H243ZM247 68H248V69H247ZM251 68H252L254 71H253ZM262 68H263V69H262ZM191 69H192V70H191ZM205 69H209V70L207 71V70H205ZM240 69H242V70H240ZM1 70H0V71H1ZM6 70H9V69H4V71H6ZM182 70H183V72L185 73L184 75H186V74L189 75L190 73L192 74V73H193L192 71H196V73H198V75H199V74L201 73V71H202L203 73H202L201 75H202L203 77L206 75V74H205V75H203V74L207 72L208 75H206L204 78L207 79L208 81H204V80H202L201 82H199V83H202V82H203V83H202V86H200V88H199V87L197 88V85H199V83L196 85V83H197L196 81H200L201 79H204V78H200L201 75L198 77V75L195 73L196 75H195V74H194V75L192 74V75L194 76V78H195V79L193 78V80L195 81V85H193V83H194L193 80H187V81H185V83H183V82H184V79H181V78H184V76L181 75V74H183V73H181ZM184 70H186V72H185ZM200 70H201V71H200ZM217 70H218V72H217ZM219 70H220V71H219ZM222 70H223V71H222ZM228 70H229V72H228ZM231 70H232V71H231ZM233 70L236 71V72H235V75H234V71H233ZM239 70H240V71H239ZM246 70H247L248 72H247ZM38 71H39V72H38ZM187 71H189V74L187 73ZM230 71H231V72H230ZM237 71H238V72H237ZM242 71H243V72H242ZM250 71H251L252 73H251ZM2 72H3V70H2ZM23 72H25L26 75H29V77H28L25 81H23V83L21 82L22 84L19 83V82L17 83L16 81H18L19 79H21V78L25 75ZM37 72H38V73H37ZM222 72H223V73L225 72L224 75H222V74H223ZM36 73H37V74H36ZM158 73H159V72H158ZM220 73H222V74H220ZM226 73H229V75L226 74ZM231 73H233V74H231ZM236 73H237L238 76L236 75ZM240 73H241V74H240ZM242 73H244V74H242ZM250 73H251V74H250ZM219 74H220V75H219ZM227 75L230 77V79H229V77H228ZM240 75H241V76H240ZM181 76H183V77H181ZM195 76H197V77H195ZM224 76H225V78H226V77H227V78L225 79ZM233 76H236V78H233ZM244 76H245V77H244ZM178 77L176 76L175 78L178 79ZM180 77H181V78H180ZM187 77H189V79H191L190 75L187 76ZM187 77H186V78H187ZM239 77H242L243 79H245L244 82H243L242 79L239 78ZM35 78H34V79H35ZM175 78L173 79V81H175ZM199 79H200V80H199ZM222 79H224V81H226L227 84H226L224 81H222ZM228 79H229L230 81H232V82H229V84H228V81H229ZM231 79H232V80H231ZM234 79H235V80H234ZM246 80H247V81H246ZM32 81H33V80H32ZM176 81H177V80H176ZM176 81H175V82H176ZM189 81H191V82H190L191 85H190ZM217 81H218V82H217ZM219 81H220V82H219ZM221 81L224 82V83L226 84L227 87L225 86L224 83H223V84H220V83H222ZM233 81H234L235 83H233ZM241 81H242L243 83H242ZM27 82H28V83H27ZM187 82H188V83H187ZM192 82H193V83H192ZM258 82H259V84H258ZM207 83H208V84H207ZM216 83H218V84H216ZM244 83H246L247 85L244 84ZM25 84H26V85H25ZM27 84H28V85H27ZM173 84H174V82H173ZM173 84H172V85H173ZM178 84H177V85H178ZM234 84H235V85H234ZM174 85H175V84H174ZM189 85H190V86H189ZM200 85H201V84H200ZM219 85H220V86H219ZM221 85H222V86H225V87L222 88ZM228 85H230V87H229ZM259 85H260V86H259ZM195 86H196V87H195ZM210 86H211V87H210ZM234 86H235V87H234ZM242 86H244V87H242ZM23 87H24V90H23ZM176 87H177V86H176ZM180 87H181V89H180ZM185 87H187V88H185ZM189 87H190V88H189ZM218 87H219V88H218ZM220 87H221L222 89H224V90H223V91L220 90V89H221ZM237 87H238V88H237ZM259 87H260V90H261V91H259ZM20 88H21V89H20ZM25 88H26L27 90H26ZM183 88H184V89H183ZM207 88H208V89H207ZM210 88H211V89H210ZM212 88H213V89H212ZM214 88H215V90H214ZM216 88H217V89H216ZM230 88H231V89H230ZM252 88H253V89H252ZM254 88H256V89H254ZM261 88H262V89H261ZM13 89H15V90H13ZM179 89H180L181 91H180ZM186 89H187V90H186ZM191 89H193V90H191ZM202 89H200V90H202ZM226 89L228 90L229 93L227 92ZM234 89H236V90H234ZM183 90H185L186 93H183V92H184ZM190 90H191V91H190ZM200 90H199V91H200ZM207 90H208L209 92H208ZM218 90H219V91H218ZM249 90H251V91H249ZM255 90H257L258 92H257V91L255 92ZM262 90H263V91H262ZM11 91H12V92H11ZM15 91H16V92H15ZM188 91H190V92H188ZM221 91H222V92H221ZM235 91H236V92H235ZM247 91H249V92H248L249 94H248V93H245V92H247ZM9 92H10V93H9ZM20 92H19V93H20ZM180 92L182 93V95H181ZM223 92L226 93V94H224ZM232 92H233V93H232ZM38 93H39V92H38ZM38 93H37V94H38ZM218 93H219L220 95H219ZM230 93H231V95H230ZM241 93H244V94H242L243 96L241 95ZM8 94H10V95H8ZM35 94H36V93H35ZM39 94H40V93H39ZM39 94H38V95H33V94H31L30 96H33V97L35 96L34 98L37 99V97H38V98L40 97ZM150 94H151L152 96L155 95V93H153V92H151ZM189 94H188V95H189ZM227 94H228V95H227ZM245 94H246V95H245ZM7 95H8V97H7ZM11 95H12V96H11ZM188 95H187V97H189ZM196 95H197V94H196ZM229 95H230V96H229ZM232 95H233V96H232ZM238 95H239V96H238ZM212 96H211V97H212ZM225 96H227V97H225ZM33 97H32V99H31V97H28V98H29L30 101H32V100H34ZM180 97H179V99H180ZM187 97L185 96V98H187ZM222 97H223V98H222ZM224 97H225V98H224ZM232 97H233V98L235 97V99H232ZM160 98H161V97H159V100H160L159 102H161V100H162V99H160ZM177 98H178V97H177ZM212 98H214V96H213ZM221 98H222L223 100H222ZM242 98H243V99H242ZM247 98H248V100H247ZM231 99H232V101H231ZM240 99H242V102L240 101ZM251 99H252V101H251ZM253 99H254V100H253ZM155 100H156V98H155ZM233 100H234V101H233ZM244 100L247 101V102H245ZM255 100H257V101H255ZM156 101H157V100H156ZM217 101H215V102H217ZM253 101H254V102H253ZM259 101H260V102H259ZM32 102H33V101H32ZM34 102H35V101H34ZM221 102L224 103V104H222ZM225 102H226V103H225ZM240 102H241L242 104H244V106H242V105L239 106V105L241 104ZM258 102H259V103H258ZM261 102H262V103H261ZM3 103H6V102H3ZM3 103H2V104H3ZM153 103H154V102H153ZM155 103H156V102H155ZM217 103H218V102H217ZM233 103H234V105H233ZM238 103H239V104H238ZM249 103H250V104H249ZM253 103H254L255 105H254ZM0 104H1V103H0ZM157 104H158V102H157ZM231 104H232V105H231ZM252 104H253L254 107H252ZM257 104H258V106H257ZM260 104L263 105V106H261ZM33 105H36V104L34 103V104H32L31 106H33ZM154 105H155V104H153V106H154ZM159 105H160V104H159ZM224 105H225V107H224ZM31 106H30V108H32ZM259 106H260L261 108H260ZM33 107H34V106H33ZM147 107H150V106H148L147 104H145V105H144V108L147 110V112H150V111L152 110V108H153V107H152V104H151V108H150V109H148ZM156 107H157V105H156ZM216 107H218V108H216ZM223 107H224V108H223ZM226 107H227V108H226ZM234 107H235V108H234ZM239 107H240L241 110H239ZM247 107H248L249 109H248ZM255 107H256V108H255ZM157 108H158V107H157ZM157 108H156V109H157ZM212 108H213V109H212ZM250 108H251V109H250ZM257 108H259V109H257ZM153 109H155V107H154ZM232 109H233V110H232ZM234 109H235V110H234ZM247 109H248L249 111H248ZM252 109H253V110H252ZM255 109H256L257 111H256ZM216 110H217V111H216ZM238 110H239V111H238ZM242 110H243L244 112H242ZM250 110H251V111H250ZM254 110H255V111H254ZM258 110H259V111H258ZM260 110H262V111L260 112ZM228 111H229V112H228ZM236 111H238L239 113H237ZM246 111H247V113H246ZM253 111H254V112H253ZM262 112H263V113H262ZM234 113H235L236 116L233 115ZM240 113H241V114H240ZM250 113H251V114L253 113V114L251 115ZM258 113H259V114H258ZM19 114H20V113H19ZM238 114H239V116H237ZM261 114H262V116H261ZM20 115H21V114H20ZM212 115H213V116H212ZM219 115H220V116H219ZM222 115H224V116H222ZM232 115H233V116H232ZM248 115H249V116H248ZM257 115H259L258 118H257ZM214 116H215V117H214ZM250 116H252L254 119H255V117H256L255 121H256L257 119H259V122H258L257 124H256V122H255V124H254V121L251 122V121L253 120L252 117H251L250 120L246 121L247 119H249V118H247V117H250ZM260 116H261V117H260ZM229 117H230V118H229ZM233 117H234V118H233ZM236 117H237V118H236ZM238 117H239V118L241 117V118L239 119ZM244 117H246L247 119L244 118ZM259 117H260V118H259ZM202 118H203V119H202ZM205 118H206V119H205ZM208 118H209V120H207ZM216 118H218L219 120L216 119ZM221 118H222V119H221ZM225 118H226V120H225ZM232 118H233V119H232ZM210 119H213V120L211 121ZM215 119H216V121H214ZM220 119H221L222 121H221ZM235 119H239V120H236V121H235ZM196 120H201V121H196ZM202 120H204L203 123H202ZM217 120H218V122L220 121L219 123H221V122H226V121H229V120H230V121H229V122H230V128H229V127H226L227 123L229 124V122L222 123V124H220V125H222V126H220V125H218L219 123L217 122ZM224 120H225V121H224ZM241 120L244 122V124H245V123H246V124L244 125L243 122H240ZM205 121H206V122H205ZM208 121H210L211 124H212V122H213V126L210 124V125L212 126L211 129L208 127V126H210V125L208 124ZM233 121H235V122H233ZM261 121H263V124H262ZM239 122L241 123L242 126H239V125H238ZM247 122H248L249 124H251V125H249ZM250 122H251V123H250ZM260 122H261V124L259 125ZM205 123L208 124V126H207ZM216 123H217V124H216ZM231 123H232V124H231ZM240 123H239V124H240ZM224 124H225V125H224ZM235 124H237V126H234ZM204 125H206V126H204ZM223 125H224V126H223ZM243 125H244V127H243ZM228 126H229V125H228ZM231 126H233V127H231ZM247 126H248V128L246 129ZM250 126H251V127H250ZM189 127H190V128L193 127V129H190ZM205 127H208V128H207V130H208L207 135H210V134L212 135L213 132H215L216 130L219 129L218 131L215 132V133L218 134L217 137H215V136H216L215 133L213 134L214 136L212 135V136H213L212 138H215V139H213L214 142H215L216 140H219L218 142H215V143H214L215 145L213 144V141L211 140V135H210V137L208 138V136L204 134V132L206 131V130H204ZM214 127H215V128H214ZM220 127H221V128H220ZM225 127H226V128H225ZM235 127H236V128H235ZM240 127H243V130H242V131H241V129H239ZM169 128H170V127H168V129H169ZM172 128H173V127H172ZM194 128H196L197 130L201 129V131L204 130V132H202L200 136H199V134H198V136L200 137L199 140L196 139V138L194 137V136H196V137L198 138L197 134L194 135V136H192V135L195 133V131L198 133V131H197L196 129L194 130ZM212 128H214V129L212 130ZM216 128H218V129H216ZM224 128H225V130H224ZM227 128H228V129H227ZM244 128H245V129H244ZM173 129H174V128H173ZM173 129H172V130H173ZM181 129L183 130V133H184V134L182 133L181 135L178 136V135H177L178 132H182ZM188 129H189L190 131L193 130L194 133H192L193 131H191L192 135H190V132H189ZM209 129H210V130H209ZM215 129H216V130H215ZM174 130H175V129H174ZM220 130H222V131L224 130L223 133H222V131H220ZM228 130H229V131H228ZM235 130H236V131H235ZM163 131H165V130H163ZM163 131H162V133H163ZM168 131H169V130H167V131H165V132H168ZM212 131H213V132H212ZM225 131H226V132H225ZM238 131H239V132H238ZM206 132H207V131H206ZM210 132H211V133H210ZM220 132H221V133H220ZM227 132H229L230 134L227 133ZM240 132L243 133L244 135H243V134L240 135ZM160 133H161V132H160ZM171 133H172V132H171ZM173 133H174V131H173ZM199 133H200V132H199ZM219 133H220V134H219ZM234 133H235V134H234ZM245 133L248 134V135H246ZM59 134H60V133H59ZM163 134L166 135V133H163ZM187 134H188V135H187ZM225 134L227 135V137H225V136H226ZM233 134H234V136H233ZM236 134H237L238 136H237ZM157 135H158V137H159V134H157ZM220 135H223V136H220ZM228 135H230V136H229L230 139L228 138ZM167 136L170 137V141H171L172 139L175 140V141H173V142H172V141L170 142V143H173L174 146H175V144H176L175 148H176V147L179 148V147H182V146H183V145H181V144H180L181 146H179V144H177L176 139L173 138L174 136L171 137L172 134H171V136H170V135L167 133ZM177 136H178V137H177ZM189 136H191V137H189ZM239 136H240L241 139L238 138V139H239V140H238L236 137H239ZM241 136H242L243 138H242ZM244 136H245V137H244ZM160 137H161V135H160ZM160 137H159V138H160ZM164 137L166 138V136H164ZM192 137H193V138H192ZM221 137H222V141H220V138H221ZM224 137H225L226 139H225ZM234 137H235V139H234V141H233V138H234ZM262 137L264 138V135H263ZM156 138H157V137H156ZM162 138H163V137H162ZM171 138H172V139H171ZM216 138H217V139H216ZM160 139H161V138H160ZM167 139H168V138H167ZM228 139H229V140H228ZM231 139H232V140H231ZM236 139L238 140V142H237ZM162 140H163V139H162ZM183 140H182V141H183ZM207 140H211V141H212L211 145H210V142L207 141ZM227 140H228V141H227ZM230 140H231V142H229ZM163 141H165V140H163ZM188 141H186V144H185V145H187V146H189V144L187 143ZM193 141H194V142H193ZM223 141H225V144H227V145H224ZM226 141H227L228 143H227ZM168 142H169V141H168ZM174 142H175V143H174ZM219 142H220L221 144H223L222 146H223L224 148L221 146V144H219ZM234 142H235V143L237 142L236 144H237L238 146H237V145H233V144H235ZM217 143H218L220 146L217 145ZM229 143H230V144L232 143L231 146L233 145V146H235V147H236V146L238 147V148L236 147L237 149H236V148L234 149L233 146H232L233 148L231 147L233 153H232V151H231V152H230V151H227V150H228ZM263 143H264V142H263ZM263 143H262V145H263ZM165 144L167 145L166 141H165ZM194 144H192V146H190V147H192V149H191L190 147H189L190 149L187 147V148L189 149V151H190V150H193V149H194L193 147H195L196 145L198 146V144H196V145H194ZM161 145H162L163 148H165V149H167V148L169 149V147L172 146V144H170V145H167V146L165 147L162 143H161ZM177 145H178V146H177ZM190 145H191V143H190ZM193 145H194V146H193ZM174 146H173V147H174ZM197 146L195 147V149H197ZM210 146H211V147L213 146V147H212V150H215L216 152H215V151L213 152V151L211 150V147H210ZM173 147H172V148H173ZM183 147H184V146H183ZM201 147H203V148L201 149ZM177 148H176V149H177ZM184 148H186V147H184ZM209 148H210V149H209ZM217 148H219V149H217ZM229 148H230V147H229ZM188 149H184V150H187V151H188ZM203 149H205V152L203 151ZM198 150H199V148H198ZM200 150H199V151H196V152H200ZM220 150H221L222 154H221ZM222 150H223V151H222ZM229 150H231V149H229ZM234 150H236V154H235ZM178 151H180V149H179ZM181 151H183V150H181ZM189 151H188V152H189ZM194 151H195V150H193V152H194ZM206 151H208V153H207ZM217 151L220 152V153H218ZM225 151H226L227 153H232V154H231V158L233 157V154H234V161H232L233 158H232V160H231V158H230V154H229V155L224 154V153H226ZM184 152H186V151H184ZM184 152H183V153H184ZM193 152H192V153H193ZM209 152H210V154H211V152H212V154H214V156H215V155L218 156L219 154H221V155H219L218 157L215 156L214 158H219V157H221V156H223V155H227V156H229L228 158H224V160L221 159L222 157L220 158L221 160L218 159L219 161H222V160H223L222 163H225V161H226L227 164H226V163H225V165H223L222 163H221V165L218 164L220 167L217 165V167H218V168H217V167H215V166H216V163H217V162L219 163V161L216 160V162L214 161L215 163H213V164H215V166L211 165V164H212L211 162H212V160H213V156H209V155H210ZM190 153H191V151H190ZM190 153H189V154H190ZM203 153H205V154H203ZM206 153H207V154H206ZM212 154H211V155H212ZM184 155L186 156V154H184ZM192 155H193V154H192ZM192 155L190 156L191 160H192V157L195 155V152H194V155H193V156H192ZM236 156H237V157H236ZM186 157H187V156H186ZM201 157H202V158H201ZM208 157H209V158L211 157V158L208 159ZM235 157H236L237 159H236ZM194 158H193V161H194ZM203 158H204V159H203ZM211 159H212V160H211ZM225 159H227V160H225ZM187 160H190V159H187ZM191 160H190V163H192ZM202 160H203V162H201ZM230 160L232 161V163H234L232 167H231L232 163H231ZM235 160H236V161L238 160V161H237V164H236V161H235ZM198 161H197V162H198ZM186 162H187V161H186ZM194 162H195V161H194ZM194 162H193V163H194ZM228 162H230V163L228 164ZM210 163H211V164H210ZM188 164H189V163H188ZM195 164H196V163H194V164H192V165L194 166ZM209 164H210V165H209ZM235 164H236V165H235ZM207 165H208V166H207ZM226 165H228V166H227L228 169H227ZM189 166H190V165H189ZM205 166H207V167H205ZM212 166L214 167V169H213ZM224 166H225L226 168H225ZM229 166H230V167H229ZM237 166L239 167V164H238ZM196 167H195L194 169H196ZM202 167H204V168H202ZM211 167H212V168H211ZM238 167H237V168H238ZM192 168H193V167H192ZM201 168H202V169H201ZM207 168H208V169H207ZM209 168H211V169H209ZM215 168H216V170L219 169V171L217 172V171L215 170ZM224 168H225V169H224ZM237 168L235 167L236 170H237ZM188 169H189V168H188ZM212 169H213V170H212ZM223 169H224V171H226V169H227L226 173H228V174H224V171H223V172H222V171L220 172V170H223ZM229 169H230V170H229ZM235 169H234V170H235ZM190 170H191V169H190ZM208 170H209V171H208ZM214 170H215V173L217 172V173H216L217 175H219V173H220L222 176H216V174L214 173ZM188 171H189V170H188ZM191 171L194 172V171H196V170H193V169H192ZM212 171H213V172H212ZM228 171H229L230 173H229ZM193 172H191V173H193ZM189 173H190V172H189ZM191 173H190V174H191ZM222 173H223L224 175H228V177L225 176V177H227V178H224V177H223L224 175H223ZM196 174H197V176H196ZM212 174L215 175V179H214V175H212ZM191 175H192V174H191ZM191 175H190V176L187 175V177L189 176L188 179L191 177ZM198 175H199V176H198ZM207 176H206V177H207ZM217 177H218V178H217ZM219 177H223V179H224L223 181H224V182H223V181H222L223 183L221 182L222 184H221L220 187L217 185V186H218V188H217V187H216V183H217L218 179L222 180V179L219 178ZM183 178L186 179V176L183 177ZM183 178H182V179H183ZM235 178H236V177L234 176V177L231 178V180H233V179H235ZM184 179H183V180H184ZM212 179H213V180H212ZM175 180L178 181V179H175ZM179 180H180V182H181V178H179ZM191 180H192V178H191L190 180H188V182L191 181ZM205 180H207L208 182L205 181ZM210 180H212L211 183H210ZM215 180H217V181L215 182ZM220 180L218 181L219 184H220ZM184 181H185V180H184ZM197 181H198V180H197ZM197 181H195V184H196ZM204 181H205V182H204ZM180 182H177L176 184H177L178 186H181V183H184V182H181V183H180ZM185 182H187V180H186ZM192 182H193V180H192ZM192 182H189V185H190ZM197 183H198V182H197ZM176 184H174V185H176ZM179 184H180V185H179ZM184 184H185V183H184ZM195 184H194V185H195ZM214 184L212 183V185H214ZM217 184H218V183H217ZM177 185H176V186H177ZM185 185H187L186 188H184V185H182V187H183L184 189L189 188V187H188V183L185 184ZM192 185H193V184H192ZM196 185H197L198 187L192 188V189H194L193 191H195L196 188L199 189V184H196ZM196 185H195V186H196ZM190 186H191V185H190ZM202 186H201V187H202ZM223 186H225V184H224ZM191 187H192V186H191ZM204 187H202V188H204ZM210 188L212 189V187H210ZM213 188H214V186H213ZM192 189H191V192H192L191 194H190V192L188 193V191L186 192V194L188 195V197H189L188 199H189V200H190L191 198H192V199L194 198L193 201H191L192 199L190 200L191 202H194V200H196V203H197V204H196V203H191L189 200H187V197H186L187 195L185 196L186 199H184V198H185L184 196H183L184 198H182V195H180V196H181V198H180V196L178 195L179 198H180L181 203H182V201L185 202V200H186V202H188L187 205H186V202L183 203V205H185V206H189V207L191 206V207L187 210V212H188V211L190 212V210H191V212H190L191 214H188L189 216L186 215V216H188V217L185 216V213H187V212H185V213H183V214L181 215V216H183V218L186 217V218L184 219L185 221H184L183 218L180 217V216H178V219H176V220L174 221V227H177V228L179 227V230L174 229V231L177 232V234H178V232H180V233L178 234V236H181V235H182L181 237H184L183 239L187 238V236H183V235H185V233L188 235V232H187L188 230H187V229H186V230L184 229V228H186V227H184L183 224H184V223H187V222H188V224H189V223H190V220H191V221H192L193 219L196 220V217H197V218L200 217L201 220L203 219V220H202L203 222H204V220L206 221V219H207L206 217H207V216H206V214H204V210H205V208H206V205L208 204L207 201H211V200H210V199H211V196H212V200H214L215 198H218V196H219V195L216 196V194H217L218 192H217V193L214 192L216 189L213 190V193H212L211 190H210V193L207 192V193H209V194H208L209 196L211 195V196L209 197V196L207 195V193H205V191H203V190H200V189H201V188H200L199 191H197V190H196L197 192L195 191V193H196V197H197V196H200V197L202 196V195H201V191H202V194H203V192L205 193V194H203V195H205V196L201 197L202 199H199L200 197H197V198L195 199V196H194V195H193L194 197L192 196V194H193ZM204 189H205V188H204ZM181 190H182V189H181ZM205 190H206V189H205ZM207 190H209V187L207 188ZM189 191H190V189H189ZM182 192H183V190H182ZM214 193H216V194L213 195ZM198 194H199V195H198ZM218 194H219V193H218ZM174 195L177 197V194H176V193H174ZM191 196H192V197H191ZM176 197H175V198H176ZM190 197H191V198H190ZM205 197H206L207 199H205ZM208 197H209V199H208ZM177 198H178V197H177ZM179 198H178V199H179ZM178 199H177V200H178ZM183 199H184V200H183ZM197 199L200 201V204H199V201H198ZM218 199H219V200H218ZM218 199H217V201H216V199H215L213 202H211V204H214V206H215V203H218L217 206H220L221 204H219V203H221V199H220V198H218ZM197 201H198V202H197ZM204 201H205L207 204H206V203L203 204ZM219 201H220V202H219ZM175 202H176V200H175ZM175 202H173V203H175ZM178 202H179V201H178ZM178 202H177L176 204L181 205V204L178 203ZM189 202H190V205H189ZM201 203H202L203 205H205V204H206V205L200 207V206H201ZM176 204H175V205H176ZM191 204H192V205H191ZM194 204H196V206H195ZM192 206H194V207H192ZM217 206H216V208H218ZM174 207H175V206H174ZM195 207H197L198 209H195ZM203 207H205V208H203ZM187 208H188V207H187ZM192 208L194 209V212H193V209H192ZM200 208H201V209H200ZM202 208H203V209H202ZM27 210H28V209H27ZM55 210H56V212H57L58 209H55ZM55 210H54V212H55ZM197 210H202V211L199 212L200 214H199V213L196 214L195 211H197ZM184 211H185V210H184ZM260 212H262V211H260ZM260 212H259L260 215H258V213H257L258 216H261L262 213H260ZM201 213H202V214H201ZM203 214H204V215H203ZM263 214H264V210H263ZM190 215L193 216V217L195 216V217L193 218V217H191ZM257 215L254 216L255 219H256ZM184 216H185V217H184ZM202 216H204V217L206 216V217H205V218H202ZM175 217H176V216H175ZM190 217H191V218H190ZM254 217H253V221H255ZM153 218H154V217H152V218L150 217L149 219H150V220H153ZM181 218H182V220H181ZM200 218H199L198 221L196 220V223H194V224H193L192 222H191V223H192L194 226H195V224H196V225H197V224L200 225V224H199ZM216 218H217V217H216ZM218 218H219V217H218ZM261 218H262V217H260V221H261V223H263L264 221L262 222V219H261ZM154 219H155V218H154ZM188 219H189V221H188ZM251 219H252V218H251ZM257 219H259V217H258ZM263 219H264V218H263ZM177 220H178V221H177ZM180 220H181V221H180ZM207 220H208V219H207ZM219 220H220V218H219ZM222 220H223V219H222ZM222 220H221V221H222ZM253 221H252V222H253ZM179 222H180V223H179ZM194 222H195V221H194ZM197 222H198V223H197ZM203 222L200 221V223H203ZM207 222H208V221H207ZM222 222H223V221H222ZM256 222H258V221H256ZM208 223L211 224V222H208ZM208 223H207V224H208ZM215 223H216V225L218 226V224H220L221 222L219 221L218 224H217V222H215ZM188 224H187V227H188ZM192 224H189V225L192 227V226H193ZM263 224H264V223H263ZM263 224H262V225H263ZM33 225H34V223H33L32 225H30V226H33ZM180 225H181V226H180ZM185 225H186V224H185ZM198 225H197V230H198ZM201 225H202V224H201ZM201 225H200V228H201ZM203 225H204V223H203ZM203 225H202V227H203ZM252 225H254V224L252 223ZM256 225H258L257 227H258L259 229L262 227V226H260V224H258V223L255 224V226H256ZM37 226H38V225H37ZM37 226L35 225L34 227H37ZM39 226H40V225H39ZM39 226H38V227H39ZM194 226H193V229H194ZM259 226H260V227H259ZM182 227H183V228H182ZM191 227H190V229H191ZM214 227H216L215 224H214ZM263 227H264V226H263ZM182 229H183V230H182ZM190 229H189V231H190ZM193 229H192V230H193ZM176 230H177V231H176ZM184 230H185V231H184ZM194 230H195V229H194ZM262 230H263L262 232H264V229H262ZM174 231H173V233H174ZM181 231L183 232V234H181V233H182ZM68 232H69V231H68ZM68 232L66 231L65 234L68 233ZM262 232H260V233H262ZM65 234H64L63 236H61V238H60L59 240H61V239L63 240V238H64L65 236L68 237L69 235H70V236L73 235L72 232H69V233L66 234V235H65ZM175 234H176V233H175ZM177 234H176V236H177ZM263 234H264V233H262V236H264ZM173 235H174V234H173ZM260 235H261V234H260ZM173 237H174V236H173ZM175 238H176V237H175ZM175 238H173V241H174ZM179 238H180V237H179ZM260 238H261V236H260ZM260 238H259V239H260ZM64 239H65V238H64ZM259 239L257 240V241H259V242H257V243H260L259 245L262 246L263 243H264V241H263L262 244H261V242H260ZM176 240H177V239H176ZM179 240H180V239H179ZM262 240H263V238H261V241H262ZM50 241H51V240H50ZM185 241H186V240H185ZM51 242H52V241H51ZM174 242H175V241H174ZM176 242H177L179 245L182 244L181 246L184 247L183 245H185L187 241H186L185 243H179L178 240H177ZM176 242H175V243H176ZM181 242H182V240H181ZM183 242H184V241H183ZM52 243H53V242H52ZM261 246H259L258 248H260ZM263 246H264V245H263ZM263 246H262V247H263ZM179 248H180V247H179ZM185 248H186V247H185ZM185 248H184V249H185ZM180 249H182V248H180ZM185 250H186V249H185ZM263 250H264V249H263ZM263 253H264V252H263ZM263 253L260 252V250H259V252H258V256H257L258 258L256 257L257 261L254 259L256 262H255L254 260L251 261V262H252L253 264H259V261H258V260H260V264H261V262L264 261V259H263L264 255L262 256ZM259 255H260V256H259ZM260 257H261V259H260ZM262 259H263V260H262ZM180 260L182 261V263L184 262V259H183V260L180 259ZM261 260H262V261H261ZM35 261H36V260H35ZM35 261H34V262H35ZM34 262L32 261V263H30V264H34ZM37 262H39V261L37 260ZM37 262H36V263H37ZM43 263H44V262H43ZM43 263H42V264H43ZM63 263H64V262H63ZM37 264H38V263H37ZM39 264H40V262H39ZM44 264H45V263H44ZM263 264H264V263H263Z\"/></svg>",
  "mask_w": 264,
  "mask_h": 264
}]
</instances>
